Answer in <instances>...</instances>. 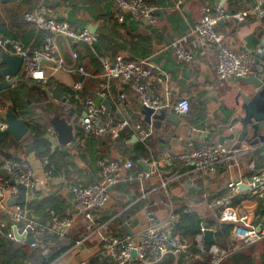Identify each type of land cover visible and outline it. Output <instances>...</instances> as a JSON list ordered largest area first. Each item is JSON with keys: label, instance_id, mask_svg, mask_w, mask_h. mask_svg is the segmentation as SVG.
<instances>
[{"label": "built area", "instance_id": "obj_1", "mask_svg": "<svg viewBox=\"0 0 264 264\" xmlns=\"http://www.w3.org/2000/svg\"><path fill=\"white\" fill-rule=\"evenodd\" d=\"M115 9V16L119 23L126 17L137 23L154 26L157 21L158 7L146 0H111ZM185 0H175L174 7L181 9ZM24 20L35 25L38 29L46 32L42 45L26 52L18 40L3 36L0 33V50L9 54L20 55L22 64L18 74L6 75L5 79L11 87L18 85L23 79H30L38 84H45L57 72H72L76 77L70 84V90L77 101L78 110L73 113L71 124L74 128L91 134L95 137L118 138L123 132L131 131L132 134L145 144L152 135L151 126H145L141 121L128 118H116L111 112L106 111L102 100L109 97L113 81L120 85H127L137 94L141 106L151 109L153 113L170 111L175 115L186 114L189 111L187 97H179L176 101L164 100L158 92L157 84L166 81V74L158 70V67L148 59L131 60L122 54H116L113 58L100 57V75L103 83L86 90L85 79L91 73L79 60L78 52L72 51L68 64L65 57L60 53L59 39L63 38L70 43L83 42L92 47L96 35L87 27L76 30L72 28L55 8L49 3L39 4L33 11L24 14ZM252 17L264 20V0H253L245 7L229 13L223 4L203 5L200 16L193 24L190 33L194 37L193 46L201 51H213L215 56L214 70L219 81L227 80L233 76L246 77L251 75L253 69L247 52L235 51L225 41L223 36L216 30L218 23L230 18L236 21ZM92 49V48H91ZM172 58L183 64L194 61V53L186 45V36L176 38L172 45ZM156 70H158L157 73ZM154 79V80H153ZM157 83V84H156ZM119 102L125 98L124 91L118 94ZM98 99V100H97ZM6 105L0 101V116L4 114ZM5 128L0 121V131ZM47 133L55 136L52 127ZM261 159L252 157L247 163L250 173L249 178L237 177L227 182V193L216 198H210L209 192L203 194V202L210 207V214L218 222L232 221L234 216L226 214L231 209L232 201L242 194L250 191L262 199L261 221L258 227L254 225H234L231 230L232 244L227 248H221L215 243L205 250L203 245V232L207 228L203 223L201 231L196 236L197 246L205 250L211 257V264H220L225 258L237 249L254 244L264 238V143L261 146ZM244 152L243 148L235 147L234 144L207 141L191 148L188 152H180L165 156L162 160L165 166L170 167L175 163H183L190 167L191 171L208 181L219 170V164L223 160L235 158ZM44 177L51 176L54 165L50 164L48 157L41 159ZM98 180L94 183H77L68 185L69 192L73 196L75 215H80L84 222L86 232L84 237L77 241L75 246L87 240L89 237L97 239L105 256L109 259L108 264H129L139 262L141 264H155L167 252L177 255L184 250L178 236L171 233V225L177 217L172 211L164 220L163 224L157 225L153 217L148 214L145 226L130 233L116 235L105 232L106 223L97 220V213L104 209L110 199V187L115 186L129 176L133 162L127 160H114L100 155L97 161ZM153 165V167H150ZM1 173H4L3 176ZM160 171L156 162L149 163V170L136 172L135 179L139 181L140 196L146 197L144 181L153 175H159ZM131 179V178H130ZM165 186V183H161ZM36 177L34 170L25 158L11 159L0 151V208L9 213L10 224L7 226L6 237L15 241L31 239L29 246L37 248L45 242L46 234H53L62 238L74 223V215L68 214L60 217L52 212L51 221L39 223L27 216L26 208L21 205L8 206L5 201L16 197L21 186H25L26 194L34 190ZM244 189V190H243ZM2 226V225H1ZM3 227V226H2ZM13 228L18 235H24L23 239L17 240ZM208 228L212 229V227ZM136 252L133 261L129 260L131 251ZM151 256V258H150ZM80 264H86L83 260Z\"/></svg>", "mask_w": 264, "mask_h": 264}, {"label": "crops", "instance_id": "obj_2", "mask_svg": "<svg viewBox=\"0 0 264 264\" xmlns=\"http://www.w3.org/2000/svg\"><path fill=\"white\" fill-rule=\"evenodd\" d=\"M49 1L51 6V3L56 1L55 5L52 7L65 18L67 14L66 8V12L62 14L58 10V0H47L46 3H49ZM146 1L158 7L156 24L150 26L135 22L134 28L133 25H128L133 20L128 19V24L126 23L121 28L115 27V34H113L111 38L114 43L119 46L116 54L120 53L125 58L131 60L144 58L152 61L158 67V70L165 73L167 76L163 84L156 83L158 92L161 94L162 98L172 102L176 101L179 97H187L190 105V115L187 113L185 115H175L170 111L163 110L167 115H173L179 118V123L174 127L172 126L174 130L170 133L166 131L163 135L159 136V134L154 133V129L151 126L153 130L152 135L149 138V143H145L147 152L145 157H138V160H154L160 174L153 175L144 181L146 197H148H145L146 199L139 198L140 184L139 181L135 179L137 170L131 169L128 173L129 176L125 180L110 188V200L114 201L111 206L112 209L116 208L114 205L118 202L122 206L117 209L112 217L106 222H103L107 224L105 227H108V230L111 231H119V229L122 228H126L130 232L136 231L145 226L148 214L153 217L157 225L163 224L171 211L173 212L175 204L172 203V198L184 199L191 207L197 206L198 213L204 219L211 217L210 207L206 202L202 201L203 194L212 189V198L222 196L227 193V182L237 177L249 178L250 173L247 169L248 160L247 162H243V159L247 157L251 159L258 154L259 150V154L261 155L262 149L258 148H261L264 143V141H261V138L264 137V129L256 135L250 131L246 135V139L243 140L237 137L229 138L232 134L236 135L241 127L238 122L231 124V118L236 115L237 107L235 105V100L240 99V96H237V85L231 78L223 81L217 79L214 70V52L201 51L194 47V37L190 33L193 24L200 16V9L203 5L223 4L229 12L233 13L237 9L252 3L253 0H185L181 9H176L174 7L175 0ZM110 11L115 16L113 4ZM101 23L102 20L98 19L96 21H89L88 24L96 25L97 30ZM216 30L223 36L224 41L232 49L235 51L247 52L250 63L253 65V69L255 68L253 71L260 70L259 63L261 61L257 60L255 52L260 37L264 32V20L248 17L243 21H236L230 18L224 22L218 23ZM183 35L186 36L187 47L194 53V61L190 64L178 63L172 58L173 42L176 38ZM58 43L60 53L65 57L66 61H68L71 52L75 51L72 43L63 38H60ZM145 47H149L150 53L147 57H142V51ZM84 60L88 61L86 57ZM158 70H156L155 73H157ZM52 77L59 83L69 87L76 75L72 72L61 71L57 72ZM90 77L85 79L86 85L90 87L96 86L98 82L103 81V77L100 75L99 71ZM122 90L125 93V98L123 102H119L118 94ZM251 91L252 88H249L245 90V93L249 94ZM48 93L51 94L49 91ZM48 98L52 99V94L51 97L48 95ZM68 98H73L74 101H68ZM107 100L110 102L109 112L116 118L137 120L141 121L143 125L149 126L145 122V114L138 100V96L131 87L120 85L117 81H113L110 95ZM54 101L58 100H51V102ZM59 102L64 106L70 105L71 107L73 105V107H71V113L69 112V118L60 114V116L65 117L68 122L72 121L73 113L76 111L79 104L75 100L74 95L70 92L65 99L62 101L59 100ZM39 108L46 109V105ZM39 108L35 107L34 111L40 113L41 111L37 110ZM68 109L69 107L64 110ZM53 111L54 109L50 112L47 111V114H50L48 120L52 116L51 114H54ZM227 113L230 114L229 120H226ZM73 129L74 136L76 137V128L73 127ZM124 133L130 135V139L128 141L126 140L125 146L120 145L117 140L106 136V138L102 140V145L99 147L100 153L114 160H131L133 155L130 152L131 145L140 141H138L132 132L125 131ZM85 134L89 135L88 133ZM168 134L170 135L169 138L166 137ZM75 137L70 144L56 147L65 148L71 153V159L67 160V162H72L73 168L68 166L67 174L58 173L57 175H51L46 178L43 174L44 169L41 159H39L34 152H26L25 148H22L18 151V154L20 158H25L29 162L36 177L35 188L26 194V200L29 201L33 198V192L38 195V198L51 195L53 200H57L59 203L61 202L56 205L63 216L68 214L74 215V223H79L80 227H84L81 223V221L83 222L82 217L78 214H74L76 213L75 204L73 196L69 192L68 185L77 184L78 182L87 184L96 182L98 180V165L97 162L85 161L81 157V154H78L77 147L79 144L84 147L85 140L80 139L79 142L77 139L75 141ZM220 138H222V142L226 144H234L235 147L243 148L244 152L233 159L223 160L219 164L218 173L215 175L216 177L214 176L208 181H205L195 174L191 171L189 166L183 163H175L167 167L162 162L165 156L180 152H188L191 148L197 147L209 140L222 143L220 142ZM26 139L27 134L21 141ZM51 150L53 151L54 149L51 148ZM150 167H153V165ZM141 170H143L142 167ZM65 175H68V178H65ZM162 182L165 183V186H162ZM213 183L217 184L214 185ZM192 189L196 191L201 190L202 192L198 193ZM195 194L197 195L196 197L194 196ZM8 199L5 201L7 202ZM234 201L237 202L235 206H230L231 209L225 211L226 214H232L234 216L231 222H233L234 225H254L258 227L262 214L263 201H261V198L250 191H243L239 198H236ZM0 210L9 215L4 209L0 208ZM1 225L4 227L3 223H1ZM84 231L81 239L84 237ZM230 239L232 241L231 233ZM85 241L86 240H83L82 242ZM94 244H96L94 248L96 247L97 251L102 253L103 251L98 243L95 242ZM256 253L258 254V252Z\"/></svg>", "mask_w": 264, "mask_h": 264}, {"label": "trees", "instance_id": "obj_3", "mask_svg": "<svg viewBox=\"0 0 264 264\" xmlns=\"http://www.w3.org/2000/svg\"><path fill=\"white\" fill-rule=\"evenodd\" d=\"M46 2L47 0H0V33L5 37L18 40L26 52H32L39 48L43 43L46 32L26 22L23 16L26 12L33 11L39 4ZM55 2L51 3L52 6L55 5ZM58 6L66 8L67 14L65 20L76 30L87 27L89 21L102 20L101 25L96 30V41L92 43V49L83 42L72 43L73 49L79 54V60L84 64L91 75L98 73V71L100 73L101 67L99 58L105 56L113 58L115 56L119 46L114 43L111 36L115 34V27H123L128 22V18L126 17V20L122 23L117 21L116 17L110 11L112 7L111 0H58ZM134 23L135 21H132L127 24L133 25L135 28ZM143 49L142 57H147L150 53V49L149 47ZM85 57L88 61L84 60ZM67 62L70 64L71 58H69ZM251 68L253 69L252 64ZM100 83H103V81L98 82L97 85ZM42 87H46L52 94V99L48 98L47 93L42 90ZM93 87L85 83L86 90ZM70 92V87L59 83L54 78H50L45 84H38L30 79H23L19 81L17 86L0 91V101L11 100L14 111L18 116L25 118L26 124L29 127L26 140L18 141L8 135L0 141V151L8 158L19 159L20 155L18 151L25 148L26 152H34L39 159L48 157L50 164L54 165L52 176L58 173L67 174V167L70 166L73 168L72 162H67V160L71 159V153L65 148H55L53 151L51 150V143L45 138V134L49 128L48 119L41 121L43 119L42 115L39 112H35L34 109L35 107L39 108L38 105L46 101V109H44V111L47 110L50 112L53 109V103L50 104L51 100L62 101ZM69 100H71V102L74 101L73 98H68V101ZM77 111L78 110L75 112ZM187 114L190 115V111H188ZM226 118V120L230 119L229 113H227ZM76 133L75 141L77 139L79 142L80 139L85 140L84 147L80 144L78 145V154H81V157L85 161L96 163L101 155L99 147L102 145V140L104 138L95 137L91 134L86 135V132L79 129H76ZM129 139L130 135L123 132L115 140H117L120 145L125 146L126 140L128 141ZM146 142L149 143V139H147ZM145 145L146 144L141 142H136L131 145L130 152L133 154L131 158L133 170H141L137 160L139 159L138 157H145L147 152ZM259 151L258 154H254V157L261 159L262 157ZM249 160L250 158H248V161ZM65 178H68V175H65ZM192 190L196 191L194 189ZM196 192L199 193L202 191L197 190ZM208 192L212 199V190ZM32 195V199L29 201L26 200V202L21 205L26 208L27 216L30 219L39 223H48L51 221L52 212L60 215V217L63 216L56 205L61 202L59 203L57 200H53L51 195L40 198H38L35 192H33ZM172 200V203L175 204L173 213L177 217L172 222L171 233L174 236H178L179 241L185 245V248L177 255L171 252L165 253L155 264H211V257L207 251L200 250L197 246L196 236L201 231V225L204 223L213 228L214 243L216 245L229 247L232 244L230 233L234 223L231 221L218 222L213 219L212 216L204 219L198 213L197 206L191 207L184 199L172 198ZM236 203V201H232L230 206H235ZM114 206L115 209L106 206L101 210L102 212L99 211V214L97 213V220L99 222H106L113 216L117 209L122 207L119 202L115 203ZM0 212L4 211L0 210ZM81 223L84 225L82 221ZM71 227L68 233L62 238L53 234H46L44 236V241H53L55 242V246L44 253H37L36 248H31L29 246L31 241L29 237L26 241H15L7 238V226L3 227L0 233V264H50L60 255L72 249L76 242L81 239L84 227H80L79 223H73ZM108 229V227H105L106 233L111 232L116 235L130 233L126 228L119 229V231H111ZM261 241L263 242L261 253L260 251L258 254L256 253L255 248L251 246L253 244L243 246L229 255L226 259L227 261L222 264H264V239ZM108 263L109 259L105 256L104 252L100 253L99 251L89 256L86 261V264ZM129 264L141 263L130 262Z\"/></svg>", "mask_w": 264, "mask_h": 264}, {"label": "water", "instance_id": "obj_4", "mask_svg": "<svg viewBox=\"0 0 264 264\" xmlns=\"http://www.w3.org/2000/svg\"><path fill=\"white\" fill-rule=\"evenodd\" d=\"M231 13V12H229ZM96 25L88 24L87 29L94 33ZM255 57L260 60V70L253 71L251 75L246 77L233 76L231 79L237 85V96L240 99L235 100L236 115L231 118V124L234 122L240 123V130L237 134H232L229 138L237 137L238 139H246V135L252 131L254 135L258 134L264 129V32L260 37L255 52ZM22 64V57L20 55L9 54L5 51L0 50V91L12 88L11 84L6 81V75L18 74ZM252 88L251 93H245V90ZM43 91L48 93L46 88H42ZM51 97V94H49ZM3 103L6 105V109L3 115L0 116V121L4 123L5 128L0 131V141L6 136L10 135L15 140H21L29 131V127L26 124L25 118L18 116L14 111V107L11 100H4ZM106 111H109L110 102L109 100L102 101ZM145 114V122L152 126L155 134L163 135L166 131L172 132L173 127L179 123V118L173 115H167L165 111H159L153 113L151 109L142 106ZM185 115V114H180ZM49 126H51L56 135L45 134V138L51 143V148L55 149L59 145L65 146L70 144L74 140V129L73 125L67 121L65 117L60 115H53L48 120ZM173 126V127H172ZM167 138L170 135H166ZM220 138V142H222ZM258 140V139H257ZM264 141V137L261 138ZM152 159L138 160V164L144 171L149 170V163ZM5 176L4 173H1ZM112 188V187H110ZM20 192L16 197L8 199L7 204L9 206L22 205L26 202V188L21 186ZM18 197V198H17ZM203 232V245L204 249L207 250L210 245L214 244V233L213 230L208 228V225ZM14 235L17 240L23 239L24 235H18L15 228H13ZM136 256V252L133 250L130 253L129 260L133 261Z\"/></svg>", "mask_w": 264, "mask_h": 264}, {"label": "rangeland", "instance_id": "obj_5", "mask_svg": "<svg viewBox=\"0 0 264 264\" xmlns=\"http://www.w3.org/2000/svg\"><path fill=\"white\" fill-rule=\"evenodd\" d=\"M58 10L62 14H64L66 12L65 8L62 7V6H59ZM45 103H46V101L43 102V103L41 102L40 105H38V106L39 107H44V105H46ZM52 103H53V109H54V111H53L54 114H51L52 116L56 115V114L57 115L62 114V115H65L66 117L69 118L71 110H72L71 107H73V105L71 107H70V105H65V106L61 105L59 100L51 102L50 104H52ZM68 107H69L68 110H64L65 108H68ZM37 110L41 111L40 114L43 116V119L41 121H44V120L48 119V117L50 116V114H47L46 110L44 111V108L37 109ZM103 138H106V137H103ZM247 160H248V157L244 158L243 162L244 161L247 162ZM217 183H218V181H217ZM217 183H213V184L216 185ZM210 190H212V189H210ZM194 196L196 197L197 195L195 194ZM146 198H148V197H146ZM146 198H144V199H146ZM167 198H170V197H167ZM113 203H114V201L109 199L108 204L106 206L111 207L113 205ZM1 223L4 224V227L8 226L10 224V216H8L5 212H0V233L3 230V227L1 226ZM68 231H67V233H68ZM83 231L86 232L85 227H84ZM95 242H97L96 238L89 237L88 240H86L85 242H82L78 246H73L72 249H70V250L66 251L65 253H63L62 255H60L57 259H55L50 264H80L81 261H83V260L86 262L88 257L93 255L95 253V251H97L96 247L94 248V245H96V244H94ZM54 246H55V242H53V241L43 242V240H42L40 245L36 248L37 249V253H44L45 251L47 252V250L52 249ZM251 246H253L255 248L256 252H259L263 248V242L262 241L256 242L255 244H253ZM251 246H249V247H251ZM219 247L227 248V246H225V247L224 246H219ZM226 259L227 258H225L221 262V264L225 263V261H227Z\"/></svg>", "mask_w": 264, "mask_h": 264}]
</instances>
